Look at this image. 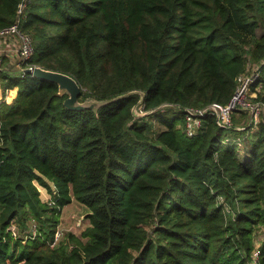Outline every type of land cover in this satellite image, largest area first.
I'll list each match as a JSON object with an SVG mask.
<instances>
[{
    "label": "trees",
    "instance_id": "1",
    "mask_svg": "<svg viewBox=\"0 0 264 264\" xmlns=\"http://www.w3.org/2000/svg\"><path fill=\"white\" fill-rule=\"evenodd\" d=\"M18 18L24 64L70 74L80 100L142 90L152 111L133 117L136 93L69 109L57 83L0 67L4 95L17 86L0 101V264H264V123L251 138L237 109L190 137L183 118L254 70L264 101V0H0V29ZM73 199L89 225L51 244Z\"/></svg>",
    "mask_w": 264,
    "mask_h": 264
},
{
    "label": "built area",
    "instance_id": "2",
    "mask_svg": "<svg viewBox=\"0 0 264 264\" xmlns=\"http://www.w3.org/2000/svg\"><path fill=\"white\" fill-rule=\"evenodd\" d=\"M24 3L19 4L18 14L22 13ZM33 54L32 37L24 32L19 26V18L9 26L0 29V67L3 65L4 58L13 62L19 68L20 74H29L27 69H33L36 65L24 64ZM32 76V75H31ZM257 73H244L238 76V86L231 99L225 103L211 102L205 106H187L183 110L185 120V132L188 136H194L201 127L204 117L214 116L222 126H230L232 123V113L234 110L241 109L248 112L251 117V124L255 128L264 123V101L255 100L257 89L251 88ZM261 85V84H260ZM164 106V105H163ZM140 111L142 104L139 105ZM238 142V141H237ZM14 235L17 234L14 224H11ZM58 234V233H56ZM257 253V252H256Z\"/></svg>",
    "mask_w": 264,
    "mask_h": 264
},
{
    "label": "rangeland",
    "instance_id": "3",
    "mask_svg": "<svg viewBox=\"0 0 264 264\" xmlns=\"http://www.w3.org/2000/svg\"><path fill=\"white\" fill-rule=\"evenodd\" d=\"M2 67L9 72L13 71V73L20 74L19 68L8 59H6ZM250 71H251V67L250 64H248L246 72H250ZM259 86L260 84H258V87ZM10 95H12L11 91H10ZM10 98L11 96L9 97V99ZM237 116L239 115L237 114ZM239 118H240V122H242L245 126L247 124H251V117L248 112H246L245 115L243 116H239ZM151 123L153 130H158L161 127L155 120H152ZM249 132L252 138L257 135V128L253 127L252 129H250ZM238 146L239 147L243 146V142L241 141V139H238ZM38 188L40 191V197L43 200H48L50 198V194L47 192V190L41 185H38ZM58 212H59V216H58V223L56 225L57 229L55 231L54 240L51 244L59 242L60 240H64L68 232H72L73 234L81 236V232L89 225V220L87 217L88 209L83 203L77 201L76 199H73L70 203L59 208ZM14 226L16 231L21 230L22 234L27 236L30 233L33 234L35 233L34 231L36 228V223L33 220H28L27 226L23 227L22 229H20L19 226L16 224H14ZM263 239H264V230L262 228H257L255 230L254 239H253L254 242V250L252 253L253 261H256V254H257L256 252H258L257 248L259 247ZM253 263L255 264V262Z\"/></svg>",
    "mask_w": 264,
    "mask_h": 264
},
{
    "label": "water",
    "instance_id": "4",
    "mask_svg": "<svg viewBox=\"0 0 264 264\" xmlns=\"http://www.w3.org/2000/svg\"><path fill=\"white\" fill-rule=\"evenodd\" d=\"M26 71L30 72L32 76L47 79L57 83L58 93L67 94L63 103L69 109H93L96 112L104 104L136 93L139 94L140 97L132 107L133 117L139 118L152 111L139 110V105L142 104L144 99V91L142 90L133 89L105 99L85 98L83 100H80L82 88L77 80L70 74L58 70L47 69L39 65L35 66L33 69H27Z\"/></svg>",
    "mask_w": 264,
    "mask_h": 264
},
{
    "label": "crops",
    "instance_id": "5",
    "mask_svg": "<svg viewBox=\"0 0 264 264\" xmlns=\"http://www.w3.org/2000/svg\"><path fill=\"white\" fill-rule=\"evenodd\" d=\"M12 89H15V93L13 95H10V91ZM16 93H17V87L15 86L13 88L7 89L5 92V95H4V91H3L2 87L0 86V101L5 99L7 102H10L16 96ZM10 96H11V98L9 99Z\"/></svg>",
    "mask_w": 264,
    "mask_h": 264
}]
</instances>
